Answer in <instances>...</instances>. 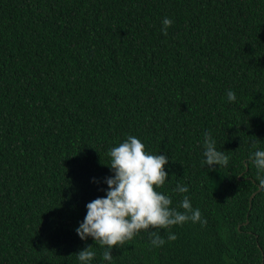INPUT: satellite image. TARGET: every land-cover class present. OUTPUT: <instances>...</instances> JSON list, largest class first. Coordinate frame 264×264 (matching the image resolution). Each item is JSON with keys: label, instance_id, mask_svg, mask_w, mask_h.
Listing matches in <instances>:
<instances>
[{"label": "trees", "instance_id": "obj_1", "mask_svg": "<svg viewBox=\"0 0 264 264\" xmlns=\"http://www.w3.org/2000/svg\"><path fill=\"white\" fill-rule=\"evenodd\" d=\"M205 132L227 166L202 163ZM128 136L168 157L158 191L180 211L188 196L206 224L174 226L170 242L161 230V247L142 230L111 264H264L251 159L264 150V0H0V264H79L88 246L108 264L75 230Z\"/></svg>", "mask_w": 264, "mask_h": 264}, {"label": "clouds", "instance_id": "obj_2", "mask_svg": "<svg viewBox=\"0 0 264 264\" xmlns=\"http://www.w3.org/2000/svg\"><path fill=\"white\" fill-rule=\"evenodd\" d=\"M172 23L170 18L163 19V35L168 34ZM235 99V92L229 90L227 100L231 103ZM203 148L205 159L202 163L210 171L214 170L212 166L228 165L229 157L224 151L217 150L210 132L204 133ZM107 155L113 176L105 179L106 194L86 205V216L75 231L81 241L91 238L102 248V259L108 264L113 259V248L129 244L142 230L149 233L153 247H161L166 243L160 235L161 230H167V241L170 242L177 239L171 232L174 226H183L188 222L206 224L199 209H193L188 196H183L179 204V209L183 211H180L171 206L170 196L158 191L168 180L165 166L169 159L166 155L147 153L145 145L135 136H128L118 146L112 147ZM251 159L258 172L259 187L264 189V176L259 175L264 173V150H256ZM174 191L182 194L189 189L178 184ZM75 255L79 264H91L96 252L88 246Z\"/></svg>", "mask_w": 264, "mask_h": 264}]
</instances>
